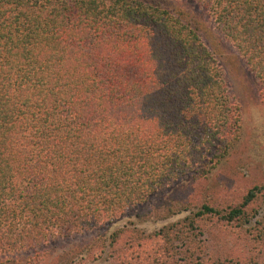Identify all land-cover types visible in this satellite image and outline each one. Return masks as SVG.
<instances>
[{
    "label": "trees",
    "instance_id": "1",
    "mask_svg": "<svg viewBox=\"0 0 264 264\" xmlns=\"http://www.w3.org/2000/svg\"><path fill=\"white\" fill-rule=\"evenodd\" d=\"M212 1L264 83V0ZM236 112L197 30L157 4L0 0V249L94 228L209 169L237 138ZM210 214L243 209L204 205L184 223Z\"/></svg>",
    "mask_w": 264,
    "mask_h": 264
},
{
    "label": "rangeland",
    "instance_id": "2",
    "mask_svg": "<svg viewBox=\"0 0 264 264\" xmlns=\"http://www.w3.org/2000/svg\"><path fill=\"white\" fill-rule=\"evenodd\" d=\"M143 1L197 30L237 106V138L209 169L186 172L94 228L56 231L34 246L0 249V264H264V83L220 31L212 0ZM204 205H240L243 214L231 221L204 215L188 227L185 218Z\"/></svg>",
    "mask_w": 264,
    "mask_h": 264
}]
</instances>
